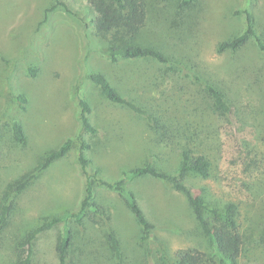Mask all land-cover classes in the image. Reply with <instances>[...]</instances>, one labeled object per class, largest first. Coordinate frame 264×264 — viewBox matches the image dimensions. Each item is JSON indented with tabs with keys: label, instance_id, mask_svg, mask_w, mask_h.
I'll return each instance as SVG.
<instances>
[{
	"label": "rangeland",
	"instance_id": "rangeland-1",
	"mask_svg": "<svg viewBox=\"0 0 264 264\" xmlns=\"http://www.w3.org/2000/svg\"><path fill=\"white\" fill-rule=\"evenodd\" d=\"M63 1L68 8L55 0H0V205L11 204L0 228V264L14 261L13 245L26 230L76 210L87 177L110 219L96 215L80 224L69 219L70 254L79 264H161V249L169 256L179 248L207 249L186 197L162 180L143 176L125 182L152 223L145 238L116 191L101 183L145 163L174 166L183 145L211 163L209 177L190 176L187 183L204 187L209 199L238 206L244 239L239 264H264V49L250 36L236 50L218 51L221 42L246 29L248 15L264 44V0H195L184 9L175 0H147L142 39L166 52L164 64L151 58L110 61L106 42L93 34L83 12L85 0ZM93 72L104 73L124 97L155 110L173 136L171 146H159L142 116L103 97L90 78ZM205 82L223 93L231 115L217 112ZM18 94L27 101L22 104ZM81 99L90 106L95 134L81 128ZM13 121L23 128L20 143ZM67 138L65 155L13 194L9 185L37 169L45 152ZM79 138L90 144L85 173ZM109 226L120 241V259L108 246ZM61 227L39 233L32 264H58L54 243Z\"/></svg>",
	"mask_w": 264,
	"mask_h": 264
},
{
	"label": "trees",
	"instance_id": "trees-1",
	"mask_svg": "<svg viewBox=\"0 0 264 264\" xmlns=\"http://www.w3.org/2000/svg\"><path fill=\"white\" fill-rule=\"evenodd\" d=\"M194 1L175 0L179 9L190 7ZM58 4L68 8L63 0H55L54 5ZM84 5L83 12L87 15L93 34L106 42V53L110 61H117L120 58H151L159 64L167 62L168 56L160 46L145 43L142 39L141 34L148 16L147 0H85ZM250 36L255 37L260 49H264L262 39L256 35L248 15L246 29L232 39L221 42L218 45V51L236 50L245 44ZM29 70L34 75L36 67L31 66ZM90 78L98 85L101 94L108 101L125 106L142 116L146 125L154 133V139L159 143V146L164 148L171 146V143L174 142L173 136L169 130L167 132L166 124L155 110L137 98L124 97L102 72H93L90 74ZM205 87L217 112L223 116L231 115V106L223 93L210 83L205 82ZM17 99L22 104L27 101L23 94H18ZM79 105L78 118L81 128L87 133L95 134L97 128L89 121L90 106L88 102L81 99ZM11 128L15 141L22 142L23 128L21 123L13 121ZM79 143L78 161L82 172L85 173L90 163L85 151L90 148V144L82 138H79ZM70 146L71 139L67 138L58 147L46 151L42 163L37 169L22 175L9 185L13 194H18L51 162L64 156ZM210 174L211 163L206 155L192 147L183 145L179 149V157L174 166L164 167L159 164L145 163L123 170L121 176L113 182L101 180V183L116 191L140 226L143 238L150 233L152 223L145 217L133 192L125 186V182L136 177L150 176L162 180L166 185L181 192L186 197L200 232L206 239L207 249L179 248L174 251L172 256H169L166 249H161L162 253H159L161 264H239V258L244 249V239L240 231L237 204L233 201L221 202L216 199H209L205 194L204 187L194 189L187 183V178L190 176L207 178ZM94 194L93 181L87 177L77 209L54 214L26 230L23 235L15 240L13 245L14 261L11 264H32L35 239L43 230L58 224H62L54 243L58 264H79L80 258L70 254L74 241V231L67 224L69 219H73L78 224L85 217H89V220L93 222V216L96 215L103 222L110 219L105 207L98 205L94 200ZM0 207V228H3L7 223L11 204L4 203ZM105 234L111 253L120 259V241L116 231L109 226L106 228ZM260 241L264 242V236L260 237Z\"/></svg>",
	"mask_w": 264,
	"mask_h": 264
}]
</instances>
